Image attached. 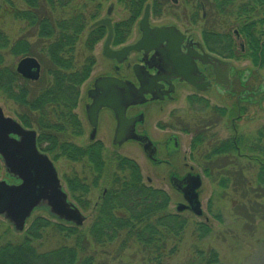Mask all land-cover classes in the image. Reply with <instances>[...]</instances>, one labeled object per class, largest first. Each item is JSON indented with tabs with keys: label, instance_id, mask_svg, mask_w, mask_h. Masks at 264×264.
I'll return each mask as SVG.
<instances>
[{
	"label": "rangeland",
	"instance_id": "rangeland-1",
	"mask_svg": "<svg viewBox=\"0 0 264 264\" xmlns=\"http://www.w3.org/2000/svg\"><path fill=\"white\" fill-rule=\"evenodd\" d=\"M6 1L9 2V0L2 1L0 23L8 38L15 40L25 32L23 24L12 17L10 6ZM11 1L17 8L25 7L21 0ZM74 2L89 11H95L97 8L98 18L106 15L110 5H116L115 0H74ZM168 2L163 10L152 16V22L163 24L178 21L179 27L191 29L190 1L179 0L178 4ZM121 6L116 5L110 15L115 21L128 17ZM69 10L70 8H66L65 12ZM90 26L85 28L76 45L78 62L87 55L83 42ZM201 27H204L203 24H199L196 28L198 33ZM105 36L106 31L91 51L95 58L91 78L100 75L106 69L108 61L101 54ZM137 37L136 32H131L123 44L132 42ZM28 41L33 43L34 38ZM20 59L6 55L5 63L16 67ZM37 59L41 64L39 79L48 77L41 60L39 57ZM237 64L241 66L240 68H246L242 66L248 65L249 62L243 58L238 60ZM90 77L80 87L79 99L74 110L82 132L80 135L62 137L79 147H85L89 142L88 127L84 126L83 105L87 102L85 91L89 88ZM45 84L46 82L39 83L37 87H43ZM190 93L189 88H183L176 100L156 103L144 108L146 120L141 128L145 127L152 138L162 140L172 135L178 138L176 153L167 154L164 147L159 146V158L167 163L153 164L138 145L114 147L106 140L107 126L104 123L101 124L97 136L103 139L105 144L101 147V159L105 163L102 174L93 173L85 162V157L81 161H72L57 154L56 156L48 154L69 202L85 216L81 229L85 230L89 227L95 214V205L101 201L103 192L110 187L116 161L121 157L135 162L139 169L140 181L145 186L164 191L168 198L166 212L179 214L186 220L181 234L166 240V248L157 261L150 260L152 256L146 255L136 243L121 248L120 240L97 247V260L106 264H202L200 262L202 256L207 255L209 250H214L220 264H264V184L258 175L264 164V111L259 112V116L254 120L252 116L254 107L249 109L246 116L239 123L237 122L238 131L245 138L238 145L239 152L233 150H231L233 152H225L223 145L234 134L226 125L227 117L222 110H219L224 106L225 100L214 96L213 105L210 103L205 105L202 102L196 104L189 99ZM0 108L5 116L20 122L18 113L21 108L2 95H0ZM30 129L35 130V128ZM161 140L160 144H162ZM167 149L169 151V147ZM172 172H176L179 176L187 172L199 175L201 185L197 191L202 209L201 216L193 214L188 209L182 212L176 210L178 204H185V201L182 194L171 184ZM0 180H5L9 184L16 181L7 173L1 157ZM68 181L74 185L78 182L80 185L92 184V188L84 194L77 191L74 198L69 193ZM36 217H44L50 222L61 220L50 213L45 204H40L33 210L22 231H16L8 220L0 216V245L22 237ZM59 242H61L60 237L56 233L48 232L35 245L39 251H47L57 246Z\"/></svg>",
	"mask_w": 264,
	"mask_h": 264
},
{
	"label": "trees",
	"instance_id": "trees-1",
	"mask_svg": "<svg viewBox=\"0 0 264 264\" xmlns=\"http://www.w3.org/2000/svg\"><path fill=\"white\" fill-rule=\"evenodd\" d=\"M21 1L23 8L15 7L11 0L6 3L12 17L23 24L25 33L10 40L0 23V95L21 108L18 120L26 128H35L40 149L72 161L85 157L91 171L102 174L105 163L101 159V148L79 147L62 138L82 132L74 109L80 86L95 65L91 51L105 31L102 25L92 26L98 19L97 6L95 11H89L74 0ZM66 8L70 10L65 12ZM88 25L91 26L83 42L87 55L78 62L76 45ZM31 38H34L33 43L28 41ZM6 55L39 57L49 78L37 81L23 78L13 65L5 63ZM43 82H46L43 87H37ZM223 148L225 152L236 151L227 141ZM258 175L264 184V164ZM111 180L110 187L95 205V214L87 229L62 220L50 222L36 217L22 237L0 245V264H106L97 260L96 248L116 240H120L123 249L131 243L138 244L146 255L152 256L150 260L157 261L166 248V240L184 230L185 218L166 212V194L140 181L139 169L133 160L117 159ZM67 183L74 198L77 191L84 194L92 188V184ZM48 232L56 233L61 242L52 249L39 251L35 243ZM200 262L220 264L214 250L202 256Z\"/></svg>",
	"mask_w": 264,
	"mask_h": 264
},
{
	"label": "flooded vegetation",
	"instance_id": "flooded-vegetation-1",
	"mask_svg": "<svg viewBox=\"0 0 264 264\" xmlns=\"http://www.w3.org/2000/svg\"><path fill=\"white\" fill-rule=\"evenodd\" d=\"M115 1L116 5H122L128 17L115 21L110 15L116 5H110L106 15L96 20L110 19L112 38L109 47L112 50L132 45L141 38L140 22L146 10L149 33L156 28L167 29V32L161 38L153 39V43L161 39L156 47L147 51L143 49L131 51L122 62L103 56L102 44L101 54L108 61L106 69L94 78L90 77V73V85L85 91L87 102L83 105L84 126L88 127L89 140L86 146L95 145L101 148L105 145L104 140L97 137L100 126L104 123L107 126L106 140L114 147L138 145L153 164L167 163L159 158V146H163L167 154L176 153L178 138L175 135L162 140L152 138L145 127L141 128L146 120L144 108L156 103L174 101L179 98L183 88H189L191 90L189 99L196 104L202 102L205 105L209 103L213 105L214 96L225 100L224 106L219 110H222L227 117L226 125L234 133L226 141L233 144L239 152L238 145L245 138L238 131V123L251 107H254L252 114L254 120L259 116V112L264 111V0H189L191 29L179 27L177 19V22L163 24L152 22V16L163 10L169 4L168 1L178 4L179 0ZM199 24H203L204 27H201L198 33L196 28ZM102 26L107 35V27ZM131 32H136L138 37L132 42L123 44ZM243 58L249 62L248 65L242 66L246 68H240L241 66L237 64L238 60ZM134 65L142 71V76L146 79L144 86L146 93L143 97L145 101L125 108L124 118L133 125V129L132 132L128 131L116 137L119 123L115 111L109 106L100 107L96 115V124L93 125L88 116V108L94 98L103 94L102 89L96 88L97 80L109 79L111 84L121 82L140 87L133 73ZM186 78L191 81H187ZM103 85L106 87L105 84ZM120 93L125 95L124 91ZM111 94H119V91L112 90L108 95ZM205 95L207 96L204 98ZM129 120H133L132 123ZM120 138L122 141L119 143ZM144 144H146V152L142 147ZM37 148L44 152L38 144ZM188 174L194 175L193 172H187L179 176L176 172H172L170 179L181 180Z\"/></svg>",
	"mask_w": 264,
	"mask_h": 264
},
{
	"label": "water",
	"instance_id": "water-1",
	"mask_svg": "<svg viewBox=\"0 0 264 264\" xmlns=\"http://www.w3.org/2000/svg\"><path fill=\"white\" fill-rule=\"evenodd\" d=\"M99 24L107 27L102 54L107 58L116 59L118 62H122L131 51L142 49L147 51L156 47L157 42H160L161 39L154 43L153 39L161 38L167 32V29L156 28L149 33L146 10L140 22L141 38L132 45L124 46L119 50H112L109 47L112 38L111 21L109 18H103L93 25ZM15 68L17 73L27 80L36 81L40 76V63L32 56L21 58ZM133 73L139 81L140 87L121 82L111 84L109 79L97 80L96 88L102 89L103 94L98 97L101 99L94 98L93 103L88 108V116L93 125L96 124V115L100 107L109 106L115 111L119 123L116 129V137L126 134L128 131L132 132L133 129V125L124 118L125 108L128 105L145 101L143 97L146 93L144 89L146 79L136 65L133 66ZM186 79L189 82L191 81L189 78ZM112 90L119 91V94L108 95ZM120 91H124L125 95H120ZM106 96L107 98H105ZM107 100L108 102H105ZM129 121L132 123L133 120ZM121 139L118 140L119 143L122 141ZM142 147L146 152V144ZM0 157L7 173L19 181V183L9 184L5 180H0V216L8 220L16 231L24 229L32 211L40 204L47 205L50 213L61 220L76 226L83 224L85 216L75 205L68 201L67 193L62 188L53 162L46 153L37 148L36 131L24 128L15 119L5 116L1 108ZM171 184L182 194L185 201V204L179 203L176 210L182 212L188 209L193 214L201 216L202 209L197 191L201 185L199 175L188 174L181 180L172 178Z\"/></svg>",
	"mask_w": 264,
	"mask_h": 264
}]
</instances>
